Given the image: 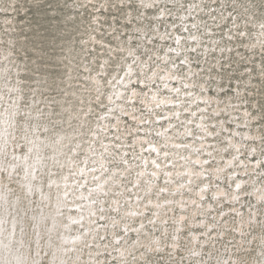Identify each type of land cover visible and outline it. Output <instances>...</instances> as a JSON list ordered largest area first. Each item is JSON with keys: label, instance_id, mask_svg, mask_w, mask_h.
I'll return each instance as SVG.
<instances>
[{"label": "rangeland", "instance_id": "obj_1", "mask_svg": "<svg viewBox=\"0 0 264 264\" xmlns=\"http://www.w3.org/2000/svg\"><path fill=\"white\" fill-rule=\"evenodd\" d=\"M262 23L264 0H0V264H261Z\"/></svg>", "mask_w": 264, "mask_h": 264}, {"label": "clouds", "instance_id": "obj_2", "mask_svg": "<svg viewBox=\"0 0 264 264\" xmlns=\"http://www.w3.org/2000/svg\"><path fill=\"white\" fill-rule=\"evenodd\" d=\"M256 16L257 15H256L255 11L252 10L251 8H245L242 13L237 15V17L240 19V21H241L243 26H247L248 24L255 23L254 18H256ZM260 27L264 28V23L260 24ZM245 243H249L250 244L251 242L250 241H246L244 239V234L241 233V241L238 242L237 251H239L240 248H243ZM9 264H11V262H9ZM235 264H241V262L238 260L237 262H235ZM261 264H264V259L261 260Z\"/></svg>", "mask_w": 264, "mask_h": 264}]
</instances>
